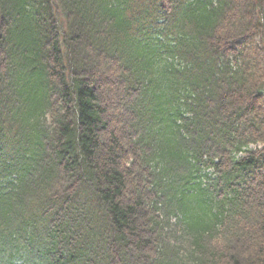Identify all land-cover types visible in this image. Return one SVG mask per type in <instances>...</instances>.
I'll return each instance as SVG.
<instances>
[{
	"label": "trees",
	"instance_id": "16d2710c",
	"mask_svg": "<svg viewBox=\"0 0 264 264\" xmlns=\"http://www.w3.org/2000/svg\"><path fill=\"white\" fill-rule=\"evenodd\" d=\"M0 264H264V0H0Z\"/></svg>",
	"mask_w": 264,
	"mask_h": 264
},
{
	"label": "rangeland",
	"instance_id": "374dc122",
	"mask_svg": "<svg viewBox=\"0 0 264 264\" xmlns=\"http://www.w3.org/2000/svg\"><path fill=\"white\" fill-rule=\"evenodd\" d=\"M102 84H104L103 86L105 87V90H106V99H107L108 102H110L111 99H112L113 94L116 92V90H115V83L112 82V81H110V80L107 78V79H105V80L102 82ZM115 110H117V108H115ZM115 110H114L113 112H111V113H112V114L115 113V112H116ZM117 126L120 127V124L117 123ZM120 128H121V127H120Z\"/></svg>",
	"mask_w": 264,
	"mask_h": 264
}]
</instances>
